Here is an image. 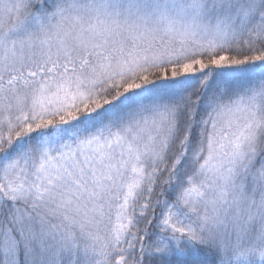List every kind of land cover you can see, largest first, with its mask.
Returning <instances> with one entry per match:
<instances>
[{"label": "snow or ice", "instance_id": "1", "mask_svg": "<svg viewBox=\"0 0 264 264\" xmlns=\"http://www.w3.org/2000/svg\"><path fill=\"white\" fill-rule=\"evenodd\" d=\"M0 264H264V0H0Z\"/></svg>", "mask_w": 264, "mask_h": 264}]
</instances>
